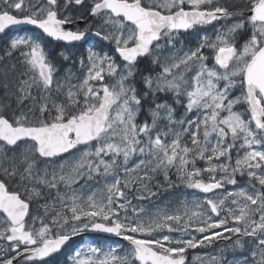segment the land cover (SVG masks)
<instances>
[{"label": "snow or ice", "instance_id": "6c2138e0", "mask_svg": "<svg viewBox=\"0 0 264 264\" xmlns=\"http://www.w3.org/2000/svg\"><path fill=\"white\" fill-rule=\"evenodd\" d=\"M0 36V264H264V0H0Z\"/></svg>", "mask_w": 264, "mask_h": 264}, {"label": "flooded vegetation", "instance_id": "af4514ba", "mask_svg": "<svg viewBox=\"0 0 264 264\" xmlns=\"http://www.w3.org/2000/svg\"><path fill=\"white\" fill-rule=\"evenodd\" d=\"M222 2L224 3H228L230 2V0H222ZM15 32V30H13ZM211 31V29H209V32ZM20 34L22 35H33V36H39L41 35L40 32L32 27H24L21 29V32ZM6 37L5 36H0V47H4L5 46V41H6ZM188 40H191V41H194L196 39V37L193 35V36H189L187 37ZM46 48L48 49V51H50L52 53V55L55 57V55H57V53H59L63 47V43H59V42H56V41H52L48 38H44L43 41H42ZM96 43L95 39H90L88 44H85L83 46H81L80 44L77 45V49H73L74 51L78 50L79 52L83 53L85 52L86 48L88 47L89 44H94ZM60 63H63V61H60ZM146 63V62H145ZM145 64H142L141 67H144ZM100 235V236H104V234H96V233H89L83 237H76L74 238L68 245L67 247L65 248V253L68 254L70 252V250H73L75 247H77L80 243L82 242H86V241H89V240H94L97 238V236ZM110 240H117L119 238H116V237H110L109 238ZM121 243H124L126 244V242L124 241H121ZM220 247H223V243H221L219 245ZM214 252V249L212 248H208L206 250L204 249H198V250H189V255H188V260H189V264H194L193 262V255H196V254H200V255H204L205 253H208V254H212ZM66 258L65 255H61L59 257H57V259L63 261L64 259Z\"/></svg>", "mask_w": 264, "mask_h": 264}, {"label": "rangeland", "instance_id": "374dc122", "mask_svg": "<svg viewBox=\"0 0 264 264\" xmlns=\"http://www.w3.org/2000/svg\"><path fill=\"white\" fill-rule=\"evenodd\" d=\"M172 179H173V180H176V177H175L174 174H173V176H172ZM191 191H192V190L185 189V188L181 185L180 187H178V188L172 190L170 194H169V193H165L164 198H163V200H162V203L167 202V201H169V200L175 202L177 199H183L184 197H183L182 194L190 193ZM189 198H191V197L189 196ZM206 249H208V248H206ZM206 249H204V250H206Z\"/></svg>", "mask_w": 264, "mask_h": 264}, {"label": "water", "instance_id": "95a60500", "mask_svg": "<svg viewBox=\"0 0 264 264\" xmlns=\"http://www.w3.org/2000/svg\"><path fill=\"white\" fill-rule=\"evenodd\" d=\"M24 27H32V26H22V28H24ZM21 28V29H22ZM32 28H34V27H32ZM35 29V28H34ZM37 30V29H36ZM39 31V30H38ZM48 39H50V38H48ZM57 42V41H56ZM59 43H63V42H59Z\"/></svg>", "mask_w": 264, "mask_h": 264}, {"label": "bare ground", "instance_id": "6f19581e", "mask_svg": "<svg viewBox=\"0 0 264 264\" xmlns=\"http://www.w3.org/2000/svg\"><path fill=\"white\" fill-rule=\"evenodd\" d=\"M56 56V55H55Z\"/></svg>", "mask_w": 264, "mask_h": 264}]
</instances>
